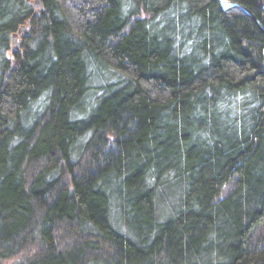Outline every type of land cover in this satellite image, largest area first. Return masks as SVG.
Wrapping results in <instances>:
<instances>
[{"label": "trees", "instance_id": "1", "mask_svg": "<svg viewBox=\"0 0 264 264\" xmlns=\"http://www.w3.org/2000/svg\"><path fill=\"white\" fill-rule=\"evenodd\" d=\"M0 264H264V0H0Z\"/></svg>", "mask_w": 264, "mask_h": 264}, {"label": "water", "instance_id": "2", "mask_svg": "<svg viewBox=\"0 0 264 264\" xmlns=\"http://www.w3.org/2000/svg\"><path fill=\"white\" fill-rule=\"evenodd\" d=\"M35 8H40V3L38 1L35 2ZM21 31L24 33L23 37H26L27 36L26 34L28 33L27 28L25 27ZM17 41H18V35H14L13 36V42H15L17 44L15 47V50L20 49V46H21V42L20 41L17 42Z\"/></svg>", "mask_w": 264, "mask_h": 264}, {"label": "rangeland", "instance_id": "3", "mask_svg": "<svg viewBox=\"0 0 264 264\" xmlns=\"http://www.w3.org/2000/svg\"><path fill=\"white\" fill-rule=\"evenodd\" d=\"M18 38L20 39V36ZM95 84H96V82H95ZM229 189L230 188H228V187L224 188L223 193H222V197L225 196L229 192Z\"/></svg>", "mask_w": 264, "mask_h": 264}]
</instances>
